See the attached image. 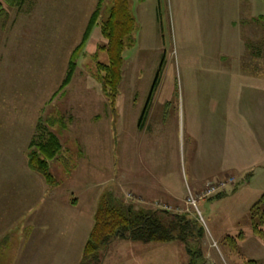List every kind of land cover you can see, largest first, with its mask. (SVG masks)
Segmentation results:
<instances>
[{
    "label": "rangeland",
    "instance_id": "1",
    "mask_svg": "<svg viewBox=\"0 0 264 264\" xmlns=\"http://www.w3.org/2000/svg\"><path fill=\"white\" fill-rule=\"evenodd\" d=\"M99 1L10 6L0 0V264H79L92 225L77 227L70 214L78 207L89 213L109 188L123 192L122 152L128 175L133 165L150 167L161 158L174 183L181 174L186 191L195 173L220 170L179 202L126 194L144 206L193 217L205 231L202 260H191L181 242L146 251L154 246L123 240L110 246L103 264H264V238L253 231L264 229V215L256 213L254 221L251 214L264 195V132L248 131L264 126V0H129L136 27L115 99L98 70L99 62L109 61L102 24L114 0H102L99 23L75 54L74 77L62 88ZM159 73L149 107L154 133L142 134L138 147L127 132L141 123ZM201 111H213L217 122L208 141L214 147L206 145L211 124L203 130V158L192 154L195 142L185 135L192 121L201 125ZM221 111L236 113L237 133L221 125ZM50 133L63 145L50 162L56 185L28 163L31 144ZM122 136L125 145L123 139L119 145ZM191 195L200 196L197 206ZM48 207L50 220H58L36 225ZM56 238L65 240V251L52 249ZM195 239L189 245L198 251Z\"/></svg>",
    "mask_w": 264,
    "mask_h": 264
},
{
    "label": "trees",
    "instance_id": "2",
    "mask_svg": "<svg viewBox=\"0 0 264 264\" xmlns=\"http://www.w3.org/2000/svg\"><path fill=\"white\" fill-rule=\"evenodd\" d=\"M4 2L10 6H19L24 0H4ZM102 2V0L99 1L97 9L90 18L82 43L75 49L72 55L70 70L63 82L62 88L70 84L74 77L77 68L74 56L84 46L91 36L93 29L99 23ZM4 13L5 10L2 8L0 2V16ZM135 27L136 19L131 12L129 0H114L109 17L102 24V33L108 40L105 48L108 52L109 61L108 63L99 62L98 64L104 91L113 99H115L119 85L123 79L127 40L132 37ZM160 75L161 73L158 74L154 83L149 104L145 108L141 123L148 114L155 89L160 83ZM32 144L28 153L30 168L39 172L49 185H56L58 181L50 170V162L56 159L63 149L60 139L55 133H50L48 140ZM221 195H218V197H222ZM260 212L264 215V195L251 210L254 221L256 213ZM260 219L262 221L264 216ZM253 231L256 235L264 238V229L255 226ZM204 235V228L188 214H169L165 210L140 205L133 200H128L124 194L110 189L103 193L100 198L94 214L93 227L84 244L83 255L79 264H103L106 252L110 246L115 241L122 240L142 242L144 244L177 241L185 244L191 260L194 258L202 260L204 252L201 249V240H203ZM189 239L192 241L194 239L196 241L200 240L198 251L191 248Z\"/></svg>",
    "mask_w": 264,
    "mask_h": 264
},
{
    "label": "crops",
    "instance_id": "3",
    "mask_svg": "<svg viewBox=\"0 0 264 264\" xmlns=\"http://www.w3.org/2000/svg\"><path fill=\"white\" fill-rule=\"evenodd\" d=\"M151 112L152 111H148V114L145 117V119L142 121V123H138L139 125L135 126L133 130L131 129L129 132H127L129 136L135 135V138H136L135 144L138 147L141 145L140 140H141L142 134L154 133L155 128L154 127L150 128V125H149V123L151 121V118H150ZM211 112H213V111H210V113L207 115L208 112L201 111V116L197 115L198 117H201V120H199V122H201V125L199 126L198 123H196V120L192 121V123L190 125V130H189L190 132L188 134L185 132V135L186 136L188 135V138L195 142V145L192 147L193 150H195L194 152H192V154H194V156L197 155L198 157L201 156V158H203V156H204L203 150H204V148H207L206 146L203 148V146L205 145V142H206V141L203 142L204 135H205V133H204V135H202L203 130L210 128L213 123H215V125L217 124V122L212 120V116H211L212 113ZM217 113H219V111H217ZM194 117H196V115H194ZM204 117H208V118L211 117V118L210 119H204ZM219 118H220L219 121L221 122V125L226 129V131H232V132H230L231 134L233 132L237 133L238 129H237L236 113L233 114L232 111H224V112L221 111ZM245 120H247V122H250V119L248 120L247 116H246ZM193 124H194V126H193ZM210 124H211V126H210ZM244 124H246V121ZM204 127H206V128H204ZM213 128L214 127L212 126L210 129L211 131L208 132L207 143H206V145H209L212 147H214L213 146L214 143L212 141H210L212 143H208V141L214 137ZM234 130H236V131H234ZM120 131L121 130H119V134H120ZM248 131H249L250 135L252 136L256 133H260L261 131L264 132V126L263 127L258 126V130H255L253 128L251 130V132L249 129H248ZM244 134L248 136V132L244 133ZM120 135H122V131H121ZM124 136H126V135H124ZM122 139H123V136L121 137V140H119V145L122 144ZM263 140H264V138H263ZM120 141H121V143H120ZM133 142H134V139H133ZM123 143L125 145L124 139H123ZM120 148H121V146H120ZM248 148H249V153L252 154L253 153V147L249 144ZM219 160L213 159L214 162L219 161ZM209 161H210V159H209ZM117 162H118L119 171H120L119 173L121 174L120 180H118V182L124 181L127 184L125 187H123L122 194H124L126 196L127 192L132 191L133 193L141 196V198L144 197V198H148V199H161V200L170 201V202L182 201L189 192L200 190L201 189V182L210 179L216 173H218L220 170V169L213 170V171L210 170V173H208L204 176H200L198 173H195V175L191 178L190 183L187 184L186 188L188 191H186L185 187L182 184L181 174L179 175L178 183H174V180L171 177V175H169V174H167V172H165V167H164L165 162L161 158H158V160L156 162H154L150 167L140 166L139 164L133 165V168H134L133 175L127 174L126 163H125L123 152H122V156L120 155ZM259 166L264 167V164L263 165L259 164ZM230 167H232V166L229 165V168ZM232 168H235L237 170L236 165H234V167H232ZM110 189L114 190L112 188H109L108 190H110ZM102 194L103 193H100L97 195V200H95V204H97V201L99 204V201H100ZM74 203L76 204L77 207L79 206L78 205L79 200L78 201L75 200ZM95 204H94V206H91V210L89 213L86 210L79 209V207H78V209H76L74 207L76 211L72 212L70 214V219H71L72 223L76 224L77 227H81L84 224V222L89 221L90 225H92L91 227H93L92 216H93V220H94V214H95V211L98 207ZM137 204H140V203H137ZM140 205H145V204H140ZM51 213L52 212L49 210V207H48V209L41 216L42 219L40 218L41 220H33L34 223L36 225L37 224L38 225L45 224V223L48 224L51 221L50 220L51 219ZM53 220L54 221H51V222L55 223L58 220V218L56 216H54ZM73 227L75 228V226H73ZM87 238H88V236H87ZM60 241L61 240L59 238H56L54 241H51L53 243L52 249H56L57 251H62V250L65 251V246L62 245L65 240H62V244H60ZM125 241H128V240H125ZM147 244L152 245L154 247L148 248L146 251H152V249L157 248L156 246H158L160 244H166V243H147ZM69 245L70 244L67 242V247Z\"/></svg>",
    "mask_w": 264,
    "mask_h": 264
},
{
    "label": "built area",
    "instance_id": "4",
    "mask_svg": "<svg viewBox=\"0 0 264 264\" xmlns=\"http://www.w3.org/2000/svg\"><path fill=\"white\" fill-rule=\"evenodd\" d=\"M224 184L225 185H227V182H224ZM214 190H217V188L216 187H214L213 188ZM208 194H211V193H208ZM206 196V195H205ZM200 199V196L198 197V199H196L193 195H191L190 197H189V200H190V202L193 204V205H195V206H197V201ZM160 206V205H159ZM165 207H167L166 205H164ZM168 208V207H167Z\"/></svg>",
    "mask_w": 264,
    "mask_h": 264
},
{
    "label": "water",
    "instance_id": "5",
    "mask_svg": "<svg viewBox=\"0 0 264 264\" xmlns=\"http://www.w3.org/2000/svg\"><path fill=\"white\" fill-rule=\"evenodd\" d=\"M205 264H211L210 262H207V263H205Z\"/></svg>",
    "mask_w": 264,
    "mask_h": 264
}]
</instances>
